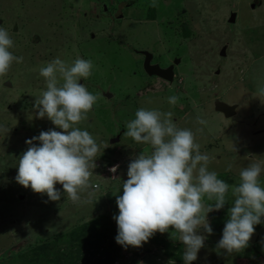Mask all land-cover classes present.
Wrapping results in <instances>:
<instances>
[{
  "label": "rangeland",
  "instance_id": "obj_1",
  "mask_svg": "<svg viewBox=\"0 0 264 264\" xmlns=\"http://www.w3.org/2000/svg\"><path fill=\"white\" fill-rule=\"evenodd\" d=\"M152 2L0 0V26L14 41L10 51L23 57L0 76V264H185L183 243L172 238L171 227L142 247L125 248L115 239L116 197L123 194L128 165L152 149L124 133L113 138L141 107L173 112V122L191 129L201 153L209 155V171L230 185L224 207L208 213L213 233L198 230L207 239L191 264H264V222L254 226L242 251L217 249L235 199L231 186L254 162L250 158L264 161V0H156L155 7ZM224 45L226 55L219 52ZM56 57L94 64L80 82L99 99L77 126L108 147L96 158L91 203L74 204L63 194L51 201L16 181L26 141L51 128L62 131L47 117L38 118L33 107L46 90L40 68ZM147 57L161 66L180 57L174 80L150 74ZM172 95L179 97L176 105L168 102ZM216 97L238 102V111L226 117L215 109ZM198 115L207 123H197ZM114 165L115 173L109 170ZM259 179L264 187V172ZM56 187L63 193L62 185ZM81 199H88L87 192ZM202 202L215 204L206 195Z\"/></svg>",
  "mask_w": 264,
  "mask_h": 264
},
{
  "label": "clouds",
  "instance_id": "obj_2",
  "mask_svg": "<svg viewBox=\"0 0 264 264\" xmlns=\"http://www.w3.org/2000/svg\"><path fill=\"white\" fill-rule=\"evenodd\" d=\"M151 6H157L156 0ZM13 46L9 32L0 26V76L10 70L13 62H23L22 56L10 51ZM93 68L92 60L80 57L72 64L56 57L40 68L46 90L36 96L33 105L38 110L36 116L47 117L62 131L51 128L26 141L29 147L18 159L16 181L36 193L47 194L51 201H59L63 194L74 204L92 202L96 186L91 177L97 167L96 158L102 147L103 150L108 147L103 142L98 144L87 130L77 126L88 119L99 99L98 94L91 93L80 82L92 74ZM260 91L264 95V89ZM178 101L177 95L168 97L172 105ZM173 115L171 111L141 107L135 118L125 124L124 136L149 145L152 151L133 156L128 165L123 194L116 197L119 214L113 217L118 225L115 239L125 248L142 247L156 232L165 233L171 227L172 238L183 243L182 259L191 264L207 239L198 230L213 233L208 213L224 207L230 185L218 178L216 171H209V155L201 153L191 129L180 128L173 122ZM196 121L201 125L207 123L199 115ZM250 159L254 162L241 169L239 183L231 186L235 199L217 244L218 250L228 253L245 249L255 232L254 226L264 222L261 220L264 187L259 179L264 161ZM118 168L119 165H114L109 170L115 173ZM57 183L62 185L63 193ZM83 192H87L88 199L82 201ZM205 195L215 200L213 206L205 207L202 202Z\"/></svg>",
  "mask_w": 264,
  "mask_h": 264
},
{
  "label": "water",
  "instance_id": "obj_3",
  "mask_svg": "<svg viewBox=\"0 0 264 264\" xmlns=\"http://www.w3.org/2000/svg\"><path fill=\"white\" fill-rule=\"evenodd\" d=\"M256 5V2L253 3V6ZM236 16H237V12L236 11H232V20L235 21L236 20ZM1 22V19H0ZM226 47L227 45H224L223 47L220 48L219 52L222 55H226ZM181 61L180 57H176L175 61L173 63H171L168 66H161L159 63H153L151 62V57H147L146 61H145V68L146 70L150 73V74H157L159 76H162L170 81H172L174 79L175 76V70H174V66L176 63H179ZM220 71V69H218V72ZM12 85V81L9 80L6 82V85L9 86ZM107 95H113V93L107 91L105 92ZM215 109L218 111H221L226 117H231L233 116L236 112H237V107L239 106L238 102H228L225 99H222L220 97H216L215 101ZM121 133L122 130L118 133V135L116 137L113 138L114 141H118L121 139ZM131 151V150H130Z\"/></svg>",
  "mask_w": 264,
  "mask_h": 264
},
{
  "label": "flooded vegetation",
  "instance_id": "obj_4",
  "mask_svg": "<svg viewBox=\"0 0 264 264\" xmlns=\"http://www.w3.org/2000/svg\"><path fill=\"white\" fill-rule=\"evenodd\" d=\"M171 63H169L168 65H170ZM168 65H165V66H168ZM175 74H176V71H175ZM153 75H155V76H157V77H162V76H159V75H157V74H153ZM175 77V76H174ZM162 78H164V77H162ZM164 79H166V78H164ZM174 80V79H173ZM172 80V81H173ZM238 108V107H237ZM123 124V123H122ZM121 126H123V125H121ZM122 130V133H121V138H122V135H123V133H124V131H125V128H124V126L121 128V129H119V131H121ZM129 151V150H128Z\"/></svg>",
  "mask_w": 264,
  "mask_h": 264
},
{
  "label": "crops",
  "instance_id": "obj_5",
  "mask_svg": "<svg viewBox=\"0 0 264 264\" xmlns=\"http://www.w3.org/2000/svg\"><path fill=\"white\" fill-rule=\"evenodd\" d=\"M237 111H238V109H237Z\"/></svg>",
  "mask_w": 264,
  "mask_h": 264
}]
</instances>
